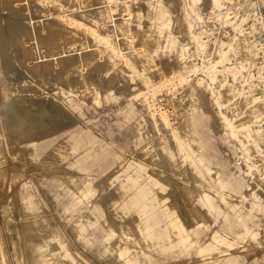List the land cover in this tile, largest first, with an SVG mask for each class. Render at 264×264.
<instances>
[{
  "label": "rangeland",
  "instance_id": "rangeland-1",
  "mask_svg": "<svg viewBox=\"0 0 264 264\" xmlns=\"http://www.w3.org/2000/svg\"><path fill=\"white\" fill-rule=\"evenodd\" d=\"M144 1L147 0L134 2L131 12L113 13L109 22L99 15L101 4L97 0H64L60 13L49 2L36 5L32 0H0V53H4L0 59V245L6 264H37V257L49 264H146V260L147 264H162L161 260L173 264H209L211 262L198 256L199 247L195 244L192 227L195 223L211 224L213 220L192 203H189L192 214L197 213L201 218L187 217L191 213L178 201L179 196L183 197L186 192H191L192 199L204 192L216 195L217 189L208 185L218 173L219 180L229 184V189L236 193L254 191L264 198V186L260 183L264 177V155L253 149L249 152L251 162L260 166L258 174L251 179L245 174L238 154L225 141L224 129L218 120V115L222 114L229 120L234 119L238 126L246 123L249 114L244 113L243 99L216 109L210 105L207 94L193 83L174 90L172 87L160 90L153 104L145 93L135 96L144 89L140 81L127 76V65L147 70V51L155 47L146 39L147 33L152 37L155 31L148 28L145 12H142ZM161 2L169 7L174 37L180 42L187 41L181 0ZM200 6L203 25H194L192 32L199 33L207 44L206 57L212 61L217 58L214 42L225 41L232 35L229 23H214L215 14L240 22L243 36L261 46L255 56L245 51L236 53L234 61L247 59L252 82L256 84L255 93L263 94L264 74L258 80L253 73L264 67V28L259 24V20H264V0H226V6L216 13L209 10L210 0H201ZM138 10L142 21L136 23L132 16ZM243 10L254 14L253 18L242 19ZM58 15L64 16L67 22H82L63 23ZM126 19L133 21L127 24L123 22ZM89 32L110 38L123 58L111 57L108 50L93 42ZM194 62L198 64L200 59L195 58ZM183 65L172 53L160 56L154 61L149 77L155 86L170 80L176 82V74ZM243 81L241 78L236 85L240 86ZM212 89L216 92L217 86ZM16 100H21L23 107L17 109V120L9 123L6 106ZM204 102L206 106H202ZM195 103L200 104L198 118L206 122L203 126L205 148L199 156L205 159L210 176L201 166L193 173V167L186 163L181 165L184 163L176 157L175 140L181 139L183 143L185 135L190 134L184 117L187 118V111ZM151 104L157 115L165 112L166 124L159 118L155 122L149 117L153 110L148 109ZM26 113L31 121L41 120L45 125H31V137L17 138L16 128L26 123ZM81 123L86 124L85 130ZM117 126L120 130L115 132ZM172 133L175 138L171 137ZM197 134L201 139L202 133ZM164 137L168 139L165 147L175 155L173 162L163 156L165 150L159 149L158 143ZM95 138L100 140L99 148L92 146ZM64 143L69 148L72 146V157L60 151ZM149 144L155 148L149 154L143 153L142 148ZM78 155L86 169L93 171L100 166V171L92 174L88 183L103 213L111 214L108 224L115 236L105 247L101 245L99 230L95 235L87 226L84 235L79 237L62 217L66 199L75 195L72 186L64 187L62 177L84 176L72 168ZM128 161L140 164L150 175H160L157 179L163 185V191L157 195L165 200L164 212L157 209L152 194H145V200L152 203V211L156 213L152 216L158 223L156 230L167 229L164 241L151 250L143 236L145 233L139 231L143 220L129 215L125 200L108 189L118 164ZM25 201L39 209L40 213L35 216L38 224H27L20 218ZM94 203L90 201L81 211ZM115 213L119 218L113 221ZM168 223H173V228H169ZM205 235L200 231L201 241ZM187 254L191 255L190 259L181 258ZM225 258L212 261L220 264ZM221 264H264V243H245Z\"/></svg>",
  "mask_w": 264,
  "mask_h": 264
},
{
  "label": "bare ground",
  "instance_id": "bare-ground-1",
  "mask_svg": "<svg viewBox=\"0 0 264 264\" xmlns=\"http://www.w3.org/2000/svg\"><path fill=\"white\" fill-rule=\"evenodd\" d=\"M32 1L36 5H44L49 2L54 5V8L57 9L59 13L63 11L65 6L64 0ZM77 1L78 0H76V2ZM97 1L101 4L98 10L99 15L107 18L106 20L109 22H112L111 15L113 13L119 10L131 12L132 4L139 0ZM200 1L201 0H181L180 12L183 21L186 23L185 29L188 35V40L185 42L178 41L172 34L171 14L168 5H165L161 0L144 1L142 12H145L148 28H153L155 31L152 37H149L147 33L146 39L148 43L155 45V47L147 51V70H138L133 68L131 64H128L129 71L126 73L132 80L140 81L144 89V92L139 91L135 96H142L143 93H145L151 99L152 104L155 102L156 93H159L160 90H171L170 87H172L173 90L184 86L188 87L192 83L195 87L202 89V91L207 94L210 105L216 109H222L232 102L243 99L245 101L244 113L249 114V120H247L246 123L238 126L234 119L229 120L222 114L218 115V120L224 129L223 136L225 137V141L229 143L230 146L233 147V151L238 154L245 166V174L253 179L260 171V166L251 162L249 152L253 149L257 153L264 155V93L260 95L255 93L256 84L252 82V74L247 59H241L236 62L234 59L237 56L236 53L241 51H245L247 55L255 56L261 51V46L243 36V31L240 29V22L228 21L222 15L215 14L213 18L214 23H220L221 25L229 23L227 25H231L232 35L225 41L219 40L214 42V54L217 57L215 61H212L210 57H206L207 44L201 40L199 33L192 32L194 25H203V13ZM223 6H226V0H210L209 10L216 13L217 10ZM243 12H245V14L241 15L242 19L246 20L253 18L254 14L252 15L250 12L246 13L245 10H243ZM132 17H135L134 21L126 19L123 22L127 24L132 23V21L136 23L141 22V11L138 10L137 14ZM58 18L59 21L63 23L74 21L81 24L82 22V20H71L67 22L65 17L61 15H58ZM240 21L243 22V20ZM259 22L262 28H264V20L261 19ZM202 30L203 28H200V31ZM126 32L128 33V30ZM59 33L61 34L62 32L59 31ZM89 33L94 38L93 42L96 45L102 46L106 51L108 50L111 53V57L123 58L120 51L113 47V42L110 38H101L92 32ZM170 53L177 55L180 61L184 62L181 71L176 74L177 81L174 82L170 80L165 84H161V86H155L149 77L150 70L152 66H154V61H156V58ZM2 56H4V53H0L1 60L3 59ZM195 58H199L200 63L196 64L194 62ZM187 61L190 63H187ZM263 74L264 67L253 73L254 77L258 80L262 78ZM198 75H201V78H198ZM241 78L244 80L243 84L240 86L236 85V82L240 81ZM215 85L217 86L216 92L212 89ZM17 93L18 92H13V94ZM225 99H227V101H225ZM152 104L151 106L148 105L149 111L153 109L149 113V117L153 121L159 118L166 124L167 115L165 112L157 115L155 106ZM204 104L205 106L207 105L204 102L202 106H204ZM22 107L23 103L21 100L8 103L6 106V113L9 123H13V121L17 120V109ZM161 111L163 110L160 108L159 113H161ZM199 114L200 104L198 103H195L194 107H191V110L187 111L185 115L187 118L184 117V121L189 124L190 134L185 135V141L183 143L180 141L181 139L175 140L176 157L184 163H181V165H185L186 163L189 167H193V173L198 172V166H201L205 173H208L210 176L211 171L206 167L204 163L205 159L199 156L201 150L205 148L204 141L206 139L204 128L206 122L204 121L203 123V118H198ZM26 116V123L16 128L15 134L17 138L27 139L31 137V125H45L41 120L35 119L31 121L28 113H26ZM114 117H117V115H114ZM119 130L117 126L115 132ZM198 132L202 133L200 134L201 139L198 138ZM171 137L175 138L173 133ZM167 141L168 139L166 137L162 138L158 146L161 151L165 150L162 152L163 156L167 157L166 159H169V162H173L175 160V155H173L172 150L165 147ZM154 148L155 147L149 144L142 148V152L149 154V151H153ZM65 150L66 149H64V151ZM117 170L118 171L110 178L108 189H112L116 195L121 197V200H125V207L129 215H137L139 219L143 220V225L140 224L139 231L145 233L143 236L144 238L146 237L147 242L150 243L151 247L148 249L151 250L153 246L164 241L163 237L166 236L167 233L166 227L159 231L156 230L158 223L152 218L156 213L152 211V203H150L149 200H145L146 193L152 194L157 209L161 212L165 211V200L157 195L160 191H163V185H161L157 179L160 178V175H150L143 166L135 162L131 163L130 161L118 164ZM216 176L213 180L214 182L208 185L211 189H217L216 195L204 192L202 195L199 194L196 199H192L191 192H186V194H182L183 197L179 196L178 200L183 204V207L187 206V208H185L190 211L191 214L187 217L194 219L201 218L197 213L192 214L189 208V203H192L203 209L206 215L213 220L211 224L195 223L192 227L193 236L196 237L195 244L199 247L198 256L203 260L211 262L209 264H215L214 261L222 257L230 259V253L240 250L241 246L245 243H264V227H261L262 224H264V198L254 191L249 193H236L232 189H229V184L225 185V182L219 180L218 173ZM85 180L87 179L62 177L64 187L67 188L68 186H72L74 188V194H77V196L73 195V197L66 199L67 207L62 209V217L67 220V223L71 225L73 231H75L79 237L84 235L87 226L92 232L95 231V235H98L97 232L99 230L101 245L105 247L110 241V238L115 236V233L111 229L112 227L108 224L111 214L107 216L106 213H103V210L98 205V198L94 197L92 187L89 185L88 181ZM260 183L264 186V177L260 180ZM261 184L256 187L257 190H260ZM92 200L95 201L94 205L82 212L81 209L87 207ZM33 205L34 204L31 202L25 201V205L20 211V218L27 222V224H38V220L35 216L40 212L39 209ZM86 214L89 216L88 218H84ZM118 218L119 214L115 213L113 215V221ZM168 219H170V216ZM168 227L173 228V223H168ZM200 231L206 233V237L202 241L199 236ZM168 249L171 250L170 247ZM52 255L55 256V253ZM190 257L191 255L187 254L181 258L190 259ZM36 259L38 262L37 264H49L45 263L40 257ZM225 261L221 260L220 264ZM145 263H148L147 260ZM160 263L173 264L172 262H167V260H161ZM0 264H6L1 245Z\"/></svg>",
  "mask_w": 264,
  "mask_h": 264
},
{
  "label": "crops",
  "instance_id": "crops-1",
  "mask_svg": "<svg viewBox=\"0 0 264 264\" xmlns=\"http://www.w3.org/2000/svg\"><path fill=\"white\" fill-rule=\"evenodd\" d=\"M98 121V120H97ZM80 126L82 127V129H84L85 127H86V124L85 123H81L80 124ZM85 130V129H84ZM94 136V135H93ZM96 140H93L91 143H92V146L94 145V146H96L97 148H99L100 147V140L98 139V138H95ZM96 143V144H95ZM88 146H89V144H87ZM72 146L70 145V148L67 146V145H65V143L64 144H62L61 146H60V151L61 152H64V153H67V155H69V156H71L72 157V153L74 152V150L71 148ZM64 149H66L65 151H64ZM79 153V152H78ZM77 153V154H78ZM99 153H100V150H97V152H96V154L97 155H99ZM93 156H95V154L93 155ZM100 156V155H99ZM77 159H78V161L77 162H72L73 164H72V168H75L78 172H82L83 174H84V176L83 177H76V178H79V179H87V180H85V181H88V180H90L91 178H92V174H95V172H98V171H100V166L99 167H97L96 168V170L94 169L93 171L92 170H88V169H86L85 168V166L83 165V163H84V160L78 155L77 156ZM97 163V165L99 164V162H96ZM74 164H75V166H74ZM71 179H73V178H71ZM61 181V180H60ZM63 184V183H62Z\"/></svg>",
  "mask_w": 264,
  "mask_h": 264
}]
</instances>
